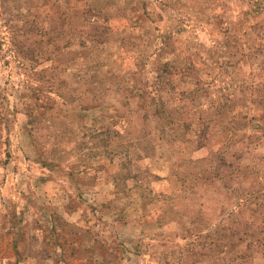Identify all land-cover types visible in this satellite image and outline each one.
Listing matches in <instances>:
<instances>
[{"label": "rangeland", "instance_id": "obj_1", "mask_svg": "<svg viewBox=\"0 0 264 264\" xmlns=\"http://www.w3.org/2000/svg\"><path fill=\"white\" fill-rule=\"evenodd\" d=\"M0 264H264V0H0Z\"/></svg>", "mask_w": 264, "mask_h": 264}]
</instances>
